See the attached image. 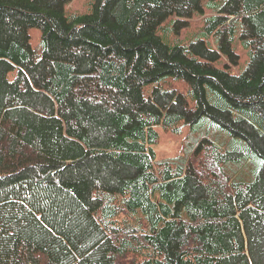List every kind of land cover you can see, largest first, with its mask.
<instances>
[{
    "label": "trees",
    "instance_id": "16d2710c",
    "mask_svg": "<svg viewBox=\"0 0 264 264\" xmlns=\"http://www.w3.org/2000/svg\"><path fill=\"white\" fill-rule=\"evenodd\" d=\"M70 2L0 0V264H264V0Z\"/></svg>",
    "mask_w": 264,
    "mask_h": 264
},
{
    "label": "rangeland",
    "instance_id": "374dc122",
    "mask_svg": "<svg viewBox=\"0 0 264 264\" xmlns=\"http://www.w3.org/2000/svg\"><path fill=\"white\" fill-rule=\"evenodd\" d=\"M92 1L93 0H71V2L68 5H66V12L69 14L71 12H79V13L88 12L90 2ZM197 19H198L197 16H193L191 18L190 24L187 27L183 28L180 31L179 35L174 34L173 31H171L170 33L169 30H166V28L159 29V33L166 40L172 41L179 39L183 41H188L190 38L194 36L195 32L197 31L198 28L196 26ZM169 22L170 20L166 19L163 25H166ZM164 30L167 31L168 33L167 36H165L166 34H164ZM29 35H30L29 41L31 46L34 49L39 50L40 30L36 27H31L29 28ZM238 41L239 40L236 39L233 46L234 49L237 51V53L240 54V62L237 66H232V68L230 69L231 72L233 73H239L241 69H243L244 66L246 65V62L248 61L247 52L244 48H242L240 42ZM15 75H16V70L13 69L8 72L7 76L9 79H13ZM161 84L165 88H176L182 93H186L188 89L187 83L181 78L176 79L172 77H167L164 79V81L161 82ZM150 89H151L150 86L145 87L144 89L145 94H150L149 93ZM156 130L159 134L156 144L153 145V150L155 152L156 159L174 158L183 154L184 141L189 131L188 124L182 123L181 130L178 133L165 130L160 125L156 126Z\"/></svg>",
    "mask_w": 264,
    "mask_h": 264
}]
</instances>
